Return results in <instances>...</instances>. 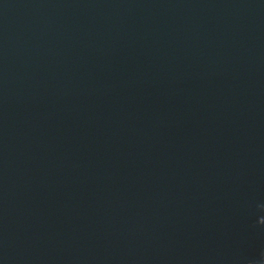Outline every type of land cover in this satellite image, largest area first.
<instances>
[{"label": "water", "instance_id": "1", "mask_svg": "<svg viewBox=\"0 0 264 264\" xmlns=\"http://www.w3.org/2000/svg\"><path fill=\"white\" fill-rule=\"evenodd\" d=\"M0 264H264V0H0Z\"/></svg>", "mask_w": 264, "mask_h": 264}]
</instances>
